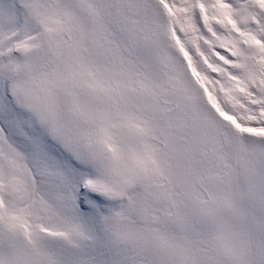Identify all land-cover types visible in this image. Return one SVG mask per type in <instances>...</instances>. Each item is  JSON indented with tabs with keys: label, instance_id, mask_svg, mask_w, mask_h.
Instances as JSON below:
<instances>
[{
	"label": "snow or ice",
	"instance_id": "1",
	"mask_svg": "<svg viewBox=\"0 0 264 264\" xmlns=\"http://www.w3.org/2000/svg\"><path fill=\"white\" fill-rule=\"evenodd\" d=\"M0 264H264V0H0Z\"/></svg>",
	"mask_w": 264,
	"mask_h": 264
}]
</instances>
